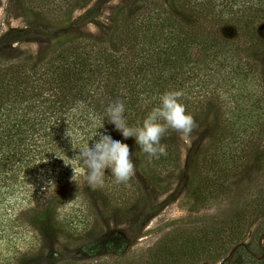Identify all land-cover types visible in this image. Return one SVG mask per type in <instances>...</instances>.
<instances>
[{
    "label": "trees",
    "instance_id": "16d2710c",
    "mask_svg": "<svg viewBox=\"0 0 264 264\" xmlns=\"http://www.w3.org/2000/svg\"><path fill=\"white\" fill-rule=\"evenodd\" d=\"M15 1L43 47L0 50L3 229L22 226L30 214L82 242L98 209L120 221L133 216L142 201L129 178L116 183L105 170L102 185L89 188L83 179L75 185L63 162L77 166L70 159L75 147L94 136L105 107L117 98L135 125L161 93L180 91L194 121L190 134L209 123L188 175L185 205L195 196L203 206L229 196L242 172L264 176V0H130L110 12L106 38L69 30L75 11L91 0ZM103 130L120 136L107 121ZM176 134L165 133L166 155L158 159H149L132 138L126 141L139 173L157 191L170 190L180 173ZM48 178L54 186H42ZM257 200H264V185L243 213L209 228H177L150 252L164 250L176 264L229 252L243 242L245 219L262 211ZM225 257L203 264H226Z\"/></svg>",
    "mask_w": 264,
    "mask_h": 264
},
{
    "label": "rangeland",
    "instance_id": "374dc122",
    "mask_svg": "<svg viewBox=\"0 0 264 264\" xmlns=\"http://www.w3.org/2000/svg\"><path fill=\"white\" fill-rule=\"evenodd\" d=\"M129 1L91 0L87 6L75 11L69 30L106 38L110 12ZM105 12L107 24L99 19ZM26 23L15 0H1L0 50L14 47L35 53L42 49L36 36L38 33ZM90 24L96 27V32L88 30ZM208 125L207 122L204 129L187 137L176 134L181 154L180 173L168 191L155 190L139 173L136 161L131 157L134 168L129 180L136 186L142 201L131 218L120 221L98 209L87 241L81 242L76 233H56L45 226L48 220L42 224L34 220V216L26 215L20 227L8 225L3 229V224L0 226V264H176L175 257L165 255L164 250L150 251L177 228L196 230L224 224L246 211V206L252 205L258 189L264 185L263 174L242 172L233 179L229 196L207 206L195 202V196L191 197L193 203L185 205L188 175L207 140ZM255 203L262 205L263 209L251 220L245 219L248 226L243 242L230 246L229 252H213L216 256L213 259L201 254L197 264L207 260L218 263L222 255L226 256V264H264V200ZM193 205L196 209H192ZM12 218L14 216L9 217Z\"/></svg>",
    "mask_w": 264,
    "mask_h": 264
},
{
    "label": "clouds",
    "instance_id": "9594fccd",
    "mask_svg": "<svg viewBox=\"0 0 264 264\" xmlns=\"http://www.w3.org/2000/svg\"><path fill=\"white\" fill-rule=\"evenodd\" d=\"M107 12L99 19L107 24ZM88 30L96 32L93 25ZM182 93L175 90H166L159 95V103L146 113L142 121L130 125L124 115V103L119 98L110 101L104 109V117L94 136L80 143L75 149L78 151L70 158L77 162L71 166L72 175L69 181L79 185L81 179L89 188H96L104 181L105 170H110L116 183L125 182L133 172L134 161L131 158L128 138H132L137 148L147 154L149 159L166 155V146L162 142L165 133L171 129L187 137L193 127L194 121L190 113L186 112L185 105L180 101ZM110 123L120 136H114L104 128V122ZM91 141V144L89 143ZM54 186L52 178L42 180V186Z\"/></svg>",
    "mask_w": 264,
    "mask_h": 264
}]
</instances>
